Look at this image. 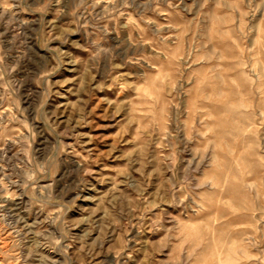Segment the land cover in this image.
I'll use <instances>...</instances> for the list:
<instances>
[{
  "label": "rangeland",
  "instance_id": "1",
  "mask_svg": "<svg viewBox=\"0 0 264 264\" xmlns=\"http://www.w3.org/2000/svg\"><path fill=\"white\" fill-rule=\"evenodd\" d=\"M0 264H264V0H0Z\"/></svg>",
  "mask_w": 264,
  "mask_h": 264
}]
</instances>
